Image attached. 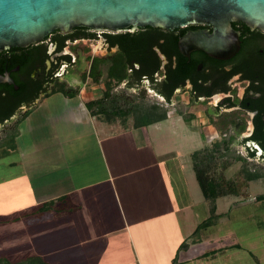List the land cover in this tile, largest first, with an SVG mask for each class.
Here are the masks:
<instances>
[{"label":"crops","instance_id":"0c3cea01","mask_svg":"<svg viewBox=\"0 0 264 264\" xmlns=\"http://www.w3.org/2000/svg\"><path fill=\"white\" fill-rule=\"evenodd\" d=\"M56 94L62 96L58 107ZM92 98L80 85L73 95L47 91L18 114L12 142L0 149V178L12 176L25 188L19 193L25 204L11 221L16 242L0 257L37 256L46 264H232L246 254V264H261L255 240L222 233L216 204L213 222L200 226L211 213L196 191L192 151L180 153L163 140V132L176 129L173 110L148 122H105L86 108ZM22 122L33 136L28 142L19 138Z\"/></svg>","mask_w":264,"mask_h":264},{"label":"flooded vegetation","instance_id":"af4514ba","mask_svg":"<svg viewBox=\"0 0 264 264\" xmlns=\"http://www.w3.org/2000/svg\"><path fill=\"white\" fill-rule=\"evenodd\" d=\"M148 27L133 31L127 28L118 33L82 27H73L66 32L55 29L25 47L3 49L0 52V142L4 136L6 139L12 134L22 108L30 106L38 96L59 86L77 93L79 85L75 77L80 71L87 72L89 59L110 58L120 46L109 43V37L130 32L139 40L138 58L130 61L133 70L140 73V61L151 54L158 60L159 72L154 74L156 88L141 73L130 74L131 78L140 77L133 83L123 81L125 90L140 89L145 82L169 104L171 98L167 99L166 95L184 76V83L173 88L171 97L187 86L191 103H209L206 114L219 127L225 126L226 133L220 134V138L232 137V145L235 143L243 151L242 158L264 163V31L241 21L231 22L239 47L231 58L219 60L201 50L186 51L178 47V39L185 33L205 28L211 31V26L190 24L173 30H149ZM86 35L94 36L95 40ZM91 42L99 43V49L104 53L89 55L86 49ZM131 45L128 41L124 46L131 49ZM106 66L105 61L102 68ZM181 68L184 69L182 73ZM133 70L128 69L130 73Z\"/></svg>","mask_w":264,"mask_h":264},{"label":"water","instance_id":"95a60500","mask_svg":"<svg viewBox=\"0 0 264 264\" xmlns=\"http://www.w3.org/2000/svg\"><path fill=\"white\" fill-rule=\"evenodd\" d=\"M233 21L264 31V0H0V52L37 42L55 29L118 33L199 24L212 29L185 33L178 47L223 60L239 47Z\"/></svg>","mask_w":264,"mask_h":264},{"label":"rangeland","instance_id":"374dc122","mask_svg":"<svg viewBox=\"0 0 264 264\" xmlns=\"http://www.w3.org/2000/svg\"><path fill=\"white\" fill-rule=\"evenodd\" d=\"M87 45L86 50L89 51L88 54L91 56H99L104 53V50L100 51L99 43L96 44L91 42ZM83 74L84 73L80 71L79 76L77 75L78 77L76 76V79L79 81L80 87L84 88V94L89 97H99L101 95V86L92 83L88 78L83 80ZM125 87L124 82H122L118 86L114 87L113 91L120 95H124L127 99L132 100L136 109L156 106L158 108L157 110L161 113L166 114L169 110L174 111L175 115L173 118L176 129L173 131L174 134H172L171 130L168 132L162 131L163 140L164 142H167L168 145L177 147L180 153L198 150L204 145H211L214 141L220 139V131L215 129V126L212 124V120L206 114L209 109V103H191L187 92V86L173 95L172 106L170 103L166 104L163 102L162 98L153 92L149 85L145 82L142 83V87L140 89L132 88L125 90ZM60 95L61 94H56L53 98V102L57 107L62 104V96ZM185 117L189 118L190 121L184 120ZM127 123H133V117H129ZM21 126L24 130L22 133L19 132L20 140L24 142L30 141V137H33L31 132L29 134L25 128L26 125L23 122L21 123ZM56 130L58 134H61L58 126ZM4 137L2 138L3 141L0 142V149L4 144H7ZM231 146L232 152L235 156L243 154L242 149L235 143ZM4 161L6 163L7 158H5ZM247 163L252 172L264 174L263 162L247 160ZM241 166V161H234L231 166L224 171V176L228 179L233 178ZM2 170L3 168L0 167V173ZM13 180L12 176L8 177V179H5V177L0 178V220L11 219L16 214L15 208L25 204L23 203L25 200L19 196V193L24 191L25 188H18L17 182L15 183ZM195 185L196 191L200 195V190L196 182ZM263 192L264 178H259L249 182L246 189V193L248 195L246 198L245 196H226L218 198L215 201L217 206L216 213H223V224L221 227L224 229L222 230V233L228 230L231 231V234H236V236L244 234V236L247 237L246 240H255V243L258 244V248L264 249V246L262 247V242L264 241V202H259L255 199ZM14 238L12 222L10 221L1 224L0 250L11 248V246H13V242H16V239ZM258 248L255 249L256 255L260 256L261 264H264V250L260 251ZM238 255L241 254L238 253ZM247 261H250V258L245 254L242 259H237L233 261L232 264H239L241 262L246 264L248 263Z\"/></svg>","mask_w":264,"mask_h":264},{"label":"trees","instance_id":"16d2710c","mask_svg":"<svg viewBox=\"0 0 264 264\" xmlns=\"http://www.w3.org/2000/svg\"><path fill=\"white\" fill-rule=\"evenodd\" d=\"M149 30L154 28L148 27ZM155 30V29H154ZM90 36V37H89ZM137 35L130 32L119 33L109 37L108 42L111 44H118L119 51L112 55L108 59L93 57L90 60V65L86 73L83 74L82 79L88 78L92 83L101 86V95L97 98L93 97L85 103L86 108L90 114L96 118H99L105 122H118L121 124L127 123L129 117H133L134 123L148 122L153 118L162 119L165 118V113L159 112L156 106L149 108L136 109L134 102L127 99L124 95H120L113 91L114 87L118 86L124 80L132 81L138 80V78L131 75L145 74L155 88L157 82L154 74L159 72V63L155 55L149 54L140 61L141 72L133 70L134 66L131 65V59L138 58V38ZM86 38L95 40L92 35H86ZM132 42L131 49L125 47V43ZM142 43V42H141ZM140 43V44H141ZM144 47V46H143ZM148 47V46H147ZM107 62V66L102 68V65ZM132 68L133 72L128 71ZM180 72H184L181 68ZM131 74V75H130ZM136 78V79H135ZM185 77L182 76L178 84H174V87L181 86L184 83ZM172 87L166 98H171L173 88ZM53 92L60 91L67 95H73L72 92L64 90L59 86L57 89H52ZM186 121H190L189 118H184ZM212 120V119H211ZM212 124L215 129L220 131L223 135L226 133L225 126L219 127L213 120ZM232 137L222 136L220 139L214 141L211 145H204L202 148L192 151L190 153V161L192 170L194 171L195 178L199 189L203 195L205 201L210 206V216L201 223L200 226L208 225L213 222L215 215V201L218 198L226 196H248L246 189L249 182L264 178V174L254 173L249 167L247 160L239 155H234L232 152ZM6 143L12 142V135L8 136ZM234 161H241L242 166L236 172L233 178H226L224 171L228 169ZM259 202H264V192L255 198ZM35 211H33L34 214ZM28 213H26L27 215ZM30 214V213H29ZM18 217H12L8 220H0V223L10 222ZM185 244L182 243L181 247ZM176 260L173 261V264ZM0 264H46L40 257L30 256L21 260H9L4 257H0Z\"/></svg>","mask_w":264,"mask_h":264}]
</instances>
